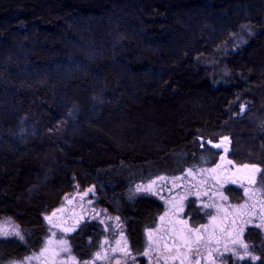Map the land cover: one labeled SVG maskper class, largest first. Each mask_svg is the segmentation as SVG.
<instances>
[{"label": "trees", "instance_id": "16d2710c", "mask_svg": "<svg viewBox=\"0 0 264 264\" xmlns=\"http://www.w3.org/2000/svg\"><path fill=\"white\" fill-rule=\"evenodd\" d=\"M223 137L264 177V0H0V222L25 234L0 238L2 264L42 248L43 216L77 185L141 255L165 204L130 198L136 184L215 165ZM104 235L84 223L74 253L90 259Z\"/></svg>", "mask_w": 264, "mask_h": 264}, {"label": "rangeland", "instance_id": "374dc122", "mask_svg": "<svg viewBox=\"0 0 264 264\" xmlns=\"http://www.w3.org/2000/svg\"><path fill=\"white\" fill-rule=\"evenodd\" d=\"M246 108L245 105V110ZM221 142L222 139L219 143ZM210 144L215 147L218 143ZM225 148L228 150L224 151ZM218 149L221 150V155L217 163L213 166H193L187 168L183 174L178 176L161 175L149 181L136 184V186L151 185L152 191L148 193L156 195L165 204V211L159 217L157 226L146 231V238L148 239L147 249L145 248L143 254L150 250L153 251V249L157 248V244L165 243L163 231H168L171 236H176L181 241H184L183 237H187L185 234L187 232L184 231V228H188V230L193 228L189 226L188 219L183 214L188 210L191 211L199 208L198 210L203 211L205 216H207V225L213 231L221 228L223 225L222 222L230 218L234 222L237 221L240 225V227L233 225L227 228V230H223L222 247L213 245L214 251L219 254H225V256L232 254L235 260L238 261L239 259H237L233 252L243 255L244 250L240 247L239 243L234 244L233 241L242 240L249 245L248 251L251 255L260 257L257 248L260 241L261 244H264V230L256 228L253 225L264 222L263 171L256 173L254 176L250 167H244L245 165H252L235 163L229 157L231 150L230 138L228 141L223 142L222 147ZM256 166L262 170L260 166ZM253 177L257 180L255 185L249 184L248 182ZM234 180L237 182L232 183ZM229 186H233L242 191V201H236L234 197H231L227 193ZM245 188L250 190L248 196H245ZM89 189H93V191H89ZM222 197H227V200L222 199ZM99 200L95 186L83 189L77 185L71 193L66 194L56 209L43 216V218L45 216H52L51 224L44 219L48 233L43 241L42 248L45 247V241L51 238V243L47 245L48 250L41 253V248L39 251L27 255L39 256V259H34L29 264H72L69 254L60 251L61 246L58 241L61 239L68 241V245L71 248V256L76 258L77 264H83L84 261H93V264H117V261H119V264H135V261L129 258L128 251H130V244L121 217L102 207L99 204ZM191 200H194V202ZM194 205H198V208L194 207ZM205 205H210V207H205ZM80 206H82L83 212L79 214L85 220L81 216H78L77 211ZM54 212L55 215L53 216L52 214ZM172 212H175V214ZM86 213L89 214L88 217H86ZM117 217H119V220L116 219ZM249 220H251V224L246 223ZM87 222H98L102 224L105 235L100 244V248L90 259L82 261L74 253L71 237ZM172 222L177 223L176 227H174ZM11 225L18 224L11 219H4L0 222V226L2 227L9 228ZM54 225H59V227H54ZM170 225L174 228L169 229ZM73 226H76L74 231L66 234L63 233V229L72 228ZM251 228H256L258 233H260L261 240L259 239L258 243L257 240L248 241L245 239V233ZM174 229H178V231L174 232ZM197 229H201V236L210 234V229L205 230L200 227ZM241 229H243V232H241ZM53 232L56 233L55 236H52ZM226 248L231 251H225ZM113 249L116 251H113ZM97 252L105 258L102 260L95 259ZM53 253H59V255L53 256ZM168 257L170 260L181 258L175 250L168 254ZM258 260L245 258L241 261L246 262V264H254ZM19 261L16 260V262Z\"/></svg>", "mask_w": 264, "mask_h": 264}, {"label": "flooded vegetation", "instance_id": "af4514ba", "mask_svg": "<svg viewBox=\"0 0 264 264\" xmlns=\"http://www.w3.org/2000/svg\"><path fill=\"white\" fill-rule=\"evenodd\" d=\"M194 199V198H193ZM194 202V200H191ZM194 207L198 208V205H194ZM199 209V208H198ZM83 209L82 206L79 207L77 213L78 216H81L79 213H82ZM175 214V212H172ZM185 218L188 219L189 226L193 229L197 228H203L202 226H207L205 230H209V235H204L203 241L199 244L198 252L196 250V245H185L184 241H181L176 236H171L168 231H163V239L165 240V243H159L157 244V248L153 249V251H148L147 255L141 254V255H135L131 250L128 251L129 258L134 260L135 264H246V262H242L241 260L236 261L234 256L232 254H229L228 256H225V254H219L218 252L213 250V245L222 247L223 243V237L222 232L223 230H227V228L232 227L233 225L235 227L240 225L238 222H234L231 218L229 220H226L225 222H222V227L219 229H216L215 231L212 230V228H209L207 225L208 220L207 216H205V213L201 210H195V212L192 211H186L183 214ZM72 219V218H71ZM241 222V221H240ZM174 224V227H176L177 223L172 222ZM171 223V225H173ZM169 227V229L174 227ZM152 229V228H151ZM256 229V228H254ZM257 230V229H256ZM174 232H177L178 229H174ZM184 231L187 237L189 236V230L188 228H184ZM248 231L245 233V239ZM220 234V235H217ZM195 233L191 234V238L194 239ZM220 238V239H219ZM146 238V242H147ZM247 240V239H246ZM147 249V245H146ZM173 250L177 252L179 256H181L180 259H173L170 260L168 257V254H170ZM261 256L259 257V260L254 264H262L261 262ZM102 260V259H99ZM172 261V262H170ZM101 263V262H100ZM253 264V263H252Z\"/></svg>", "mask_w": 264, "mask_h": 264}, {"label": "snow or ice", "instance_id": "6c2138e0", "mask_svg": "<svg viewBox=\"0 0 264 264\" xmlns=\"http://www.w3.org/2000/svg\"><path fill=\"white\" fill-rule=\"evenodd\" d=\"M242 27L246 28L248 26L247 25H242ZM244 111H245V106L242 105L241 108H240V112L243 113ZM228 139H229L228 137H223L222 138V142L216 144L215 147L216 148H221L223 142L228 141ZM208 143H211V141H208ZM227 150H228L227 148L224 149V151H227ZM221 159H223V157H221ZM244 167L245 168H249L250 167L251 171L254 174V176H255L256 173H260L262 171L256 165H252V166L245 165ZM236 182L237 181H235V180L232 181V183H236ZM248 182H249V184L255 185L257 183V180L253 177V178L249 179ZM89 191H93V189H89ZM151 191H152L151 185H148V186L137 185L134 193H130V198H131L132 195H135V194H138V193H141V192L148 193V192H151ZM249 191L250 190L248 188L244 189L245 196L249 195ZM222 199L227 200V197H222ZM205 207H210V205H205ZM52 215L54 216L55 212ZM44 219L51 224L52 216H45ZM116 219L119 220V217H117ZM161 219H163V217H161ZM246 223L247 224H251L252 222H251V220H249ZM253 226L256 227V228L264 230V222H262L260 224L253 225ZM54 227H59V225H54ZM75 227L76 226H73L72 228H65L62 231H63V233L66 234L68 232L74 231ZM202 227L206 229L207 226H202ZM200 231H201V229H189V236L188 237H183L185 245L190 246V245L195 244L197 246L196 247L197 252H198L199 244L203 241V237L200 235ZM241 232H243V229H241ZM192 233H195L194 239L191 238V234ZM55 235H56V233L53 232L52 236H55ZM9 237H14V238L18 239L21 242H23L25 240V234L21 230L19 225H11L9 228L0 226V238H9ZM50 243H51V238H49V239H47L45 241V247L41 249V253H43V252L48 250L47 245L50 244ZM58 243L61 246L60 247V251L68 253L69 254V258L72 261V264H77L76 258L71 256V248L68 245V241L66 239H61L60 241H58ZM233 243L234 244L235 243H239L240 247H242L243 250H244V254L243 255H240L237 252H233V254L237 257V259H239V260H244L245 258H250L252 260L259 259V257L251 255V253L248 251L249 245L247 243H244L242 240L233 241ZM113 251H116V250L113 249ZM225 251H231V250L226 248ZM56 255H59V253H53V256H56ZM125 255H127V253H125ZM145 255H147V253H145ZM104 258L105 257L102 256L99 252H97L95 254V259H97V260L98 259H104ZM34 259H39V256H35V255L26 256V257H23L19 262L10 261L9 264H29V262L34 260ZM0 264H2V261H0ZM83 264H93V261H84ZM117 264H119V261H117Z\"/></svg>", "mask_w": 264, "mask_h": 264}, {"label": "water", "instance_id": "95a60500", "mask_svg": "<svg viewBox=\"0 0 264 264\" xmlns=\"http://www.w3.org/2000/svg\"><path fill=\"white\" fill-rule=\"evenodd\" d=\"M88 216H89V214L86 213V217H88ZM81 218H83V217L81 216ZM83 220H85V219L83 218ZM77 224H79V222H77Z\"/></svg>", "mask_w": 264, "mask_h": 264}, {"label": "bare ground", "instance_id": "6f19581e", "mask_svg": "<svg viewBox=\"0 0 264 264\" xmlns=\"http://www.w3.org/2000/svg\"><path fill=\"white\" fill-rule=\"evenodd\" d=\"M259 234V233H258ZM260 235V234H259ZM78 256V255H77Z\"/></svg>", "mask_w": 264, "mask_h": 264}]
</instances>
